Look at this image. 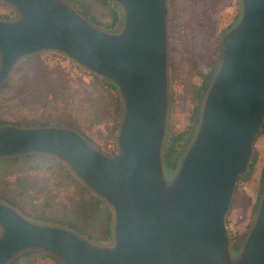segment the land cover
<instances>
[{
    "label": "water",
    "instance_id": "obj_1",
    "mask_svg": "<svg viewBox=\"0 0 264 264\" xmlns=\"http://www.w3.org/2000/svg\"><path fill=\"white\" fill-rule=\"evenodd\" d=\"M2 1L17 16L0 18V85L22 57L56 51L114 83L123 110L118 152L111 155L69 127L0 126V157L54 155L113 212V241L102 245L0 202V264L28 249L62 264H264V192L236 262L225 227L264 122V0H240L238 21L222 36L197 137L170 191L163 187L161 158L168 111L166 0H113L125 13L121 33L98 28L65 0Z\"/></svg>",
    "mask_w": 264,
    "mask_h": 264
},
{
    "label": "trees",
    "instance_id": "obj_2",
    "mask_svg": "<svg viewBox=\"0 0 264 264\" xmlns=\"http://www.w3.org/2000/svg\"><path fill=\"white\" fill-rule=\"evenodd\" d=\"M65 1L89 22L105 30H113L120 23V10L111 0ZM166 3L171 100L193 105L190 114L193 128L215 71V63L206 72L202 71L196 55L214 33L222 0H166ZM233 4L236 13L237 5ZM5 6L9 10L5 11ZM13 12L0 0V18L9 19ZM65 72L57 65H50L43 52L22 57L0 85V126L69 127L97 146H102L108 137L114 138L123 110L116 85L95 73L85 83L81 76L71 77ZM97 125L103 128H95ZM262 132L264 122L254 140V149ZM182 135L169 136L165 142L163 160L171 168L176 167L180 157L176 155L175 145ZM0 202L32 221L71 229L94 243L111 239L110 205L54 155L25 153L0 157ZM49 258L55 261L47 252L28 249L8 264H36L38 259L46 264Z\"/></svg>",
    "mask_w": 264,
    "mask_h": 264
},
{
    "label": "rangeland",
    "instance_id": "obj_3",
    "mask_svg": "<svg viewBox=\"0 0 264 264\" xmlns=\"http://www.w3.org/2000/svg\"><path fill=\"white\" fill-rule=\"evenodd\" d=\"M113 2L118 6L120 10V17H121L120 23L113 30H105L102 27H99L97 25L95 26L105 31L121 33L123 31V27L125 24V13L123 7L120 4H118L115 1ZM234 2L237 5L236 13L234 11L235 8L233 4ZM7 5L11 7L14 12L11 13L9 19H5V20L15 19L17 16L16 10L11 5L9 4ZM220 9L221 10L219 11V15L214 24L215 28L212 37L206 40V44L202 52L196 55L198 61V67L205 72L210 69L212 63L213 64L215 63V71L218 68L221 58L222 36L228 29H230L238 21L242 9L241 2L240 0H222ZM7 10H9V8L5 6V11ZM40 52H43L44 57L47 59V62L50 65H57L60 69L66 71L65 73L68 76L71 77L81 76L82 80L85 83H89L92 80L93 72L89 71L84 67H81L79 64H77L75 61L68 58L64 54L51 50H45ZM53 52H56V54H53ZM168 57H169V53H168ZM80 68L84 69L85 71ZM23 73L24 72H21V74ZM171 95H172L171 84L168 74V111H167L166 128H165L164 143L162 147V157H161L162 167H163L162 183L166 191L168 190L170 191L173 188H175V184L177 182L179 172L181 171L182 168L181 167L182 159H184L185 156H187L192 145L194 144L193 142L195 140L194 139L195 136L197 137L196 128L199 123L200 111H201V107H200L199 115L195 127L193 126L192 128L190 123V114L193 105L183 102H175V100H171L172 99ZM121 117H122V113H121ZM95 128H103V125H97L95 126ZM180 135H182V139L181 141H179V144L175 145L177 150L176 155L180 157L177 159L176 167L171 168L168 165H166V163L163 160V150L165 147V142L169 136L175 137ZM116 137L117 134L114 138L108 137L107 140H104V142L106 143L104 144L103 142L102 146H97L91 143L89 140L88 141L92 145H94L100 152L106 155H111L113 153L118 152V144ZM256 141H257L256 142L257 146L255 149L253 147V153L250 157L245 172L239 175L240 179L237 180V184L234 189L235 191L233 193L230 208L226 214L225 227L228 234V247L231 252V255L235 257L234 262L239 260V253L241 252L246 237L255 222L260 201L264 192V132H262V134L258 136ZM179 166L180 168H178ZM112 241H113V236L111 235L110 241H107L106 243H96V244L110 245L112 244ZM53 257L55 258V261L49 258L46 260V264H55L57 261L61 263V261L57 257L55 256ZM229 257L230 256H228V258ZM36 262L38 264L42 263V261L39 259Z\"/></svg>",
    "mask_w": 264,
    "mask_h": 264
}]
</instances>
